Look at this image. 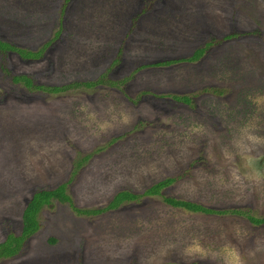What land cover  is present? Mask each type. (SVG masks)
I'll list each match as a JSON object with an SVG mask.
<instances>
[{
	"label": "rangeland",
	"instance_id": "374dc122",
	"mask_svg": "<svg viewBox=\"0 0 264 264\" xmlns=\"http://www.w3.org/2000/svg\"><path fill=\"white\" fill-rule=\"evenodd\" d=\"M51 37L37 59L0 52V241L36 189L63 181L93 207L175 176L164 194L264 216V0H0L1 39L36 49ZM208 40L197 60L136 68ZM4 68L45 84L125 80L52 93ZM38 219L0 264H264V223L159 195L97 214L53 199Z\"/></svg>",
	"mask_w": 264,
	"mask_h": 264
},
{
	"label": "trees",
	"instance_id": "16d2710c",
	"mask_svg": "<svg viewBox=\"0 0 264 264\" xmlns=\"http://www.w3.org/2000/svg\"><path fill=\"white\" fill-rule=\"evenodd\" d=\"M57 35L55 32L54 37ZM231 36V34H226L223 37ZM51 37L45 42H43L36 49L25 48L22 46H18L14 43H11L7 40H3L0 38V52L5 53L7 51L17 53L21 58L25 59H37L42 56L45 48L54 38ZM213 43L212 40H208L202 46H197L194 50L185 56H179L174 58H166L162 60H157L151 63H142L138 65L136 68H140L147 64H170L181 60L193 61L200 58L204 51ZM4 72L10 75V79L13 82H20L24 86H26L30 90H42L46 92H59L67 90L72 86H80L81 84L84 86H92L96 83H106L109 85L119 86L121 82L125 80V78L121 79H112L107 76V71L102 72L96 79L93 80H82V81H71L68 83L62 84H45V83H37L33 80L31 75L27 73H10L7 68H4ZM203 90H213L220 91L216 87L205 86ZM171 96L180 101H184L186 103H191V96L188 94H173ZM89 155L86 154L85 158H88ZM81 160L78 162L80 163ZM175 179V176H166L155 182H152L147 187H145L142 191H133L126 188L117 190L111 198L107 201L106 204L102 206H93V207H78L72 201L71 196L66 192V184L67 181H63L55 185L54 187H46L36 189L32 195L26 201L22 212H21V229L18 233H14L12 231L7 232L4 239L0 241V258L12 256L16 254L22 247L24 241L33 233L37 231L40 227V222L38 219V212L41 207L47 203H50L53 199H56L60 202H65L72 210L76 213L82 214H97L101 213L105 210L112 209L120 205L122 202L130 201V200H139L141 196L144 195H159L163 201L166 203L182 207L186 210L190 211H200L204 213H235L239 215L245 216L252 223H264V216H258L252 214L247 209L241 207H228V208H215L212 206L205 205L201 202L190 200L187 198L176 197L172 195H166L162 192V189L172 183Z\"/></svg>",
	"mask_w": 264,
	"mask_h": 264
}]
</instances>
